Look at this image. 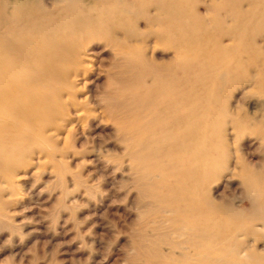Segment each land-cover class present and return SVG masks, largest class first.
<instances>
[{"label":"rangeland","instance_id":"rangeland-1","mask_svg":"<svg viewBox=\"0 0 264 264\" xmlns=\"http://www.w3.org/2000/svg\"><path fill=\"white\" fill-rule=\"evenodd\" d=\"M20 4L21 39H0V264H264V0L0 14ZM170 62L188 74L167 105Z\"/></svg>","mask_w":264,"mask_h":264},{"label":"bare ground","instance_id":"bare-ground-1","mask_svg":"<svg viewBox=\"0 0 264 264\" xmlns=\"http://www.w3.org/2000/svg\"><path fill=\"white\" fill-rule=\"evenodd\" d=\"M25 10H26L25 4H20L19 6H17L16 14L13 17H9V19L3 13V11L5 12V8H3V11L1 10V14H0V39L8 38L10 36H11V38L14 37V36H17V37H19V40L21 39V37H22V34H21L22 28L18 27V25L20 23H17V22L20 21V20H23L22 22L26 23V21L29 20V19H27V17H25V15H26V11ZM183 21H186V20H183ZM35 23H36L35 21H34V23H31L32 24L31 26L34 25V29L36 28V24ZM4 26L8 27L9 29H7L6 31H2ZM36 31L37 30H35L34 32H36ZM1 48H2V45H1ZM5 49H7L9 51L8 48H5ZM162 66H163V70L165 71L164 78H163V76H162V78L160 80L156 78L158 81L155 80L153 92L156 95H159V93L162 92L163 95H165V97L168 98V102H165V103H167V105H169V103L172 104L170 98H171L172 92H174V89H175L174 88V81H175L174 76H175V73L179 71V72H181L183 74V77L185 78L187 76V74H188V70H187L188 63L186 64V63H182V62H174V63L170 62V63H166L165 66L164 65H162ZM143 67H144L143 73L146 74V73H152L151 72L152 71L151 68L158 69V67H160V66L149 67L148 64H145ZM131 72L132 71H129L130 74H131ZM127 77L128 76L125 77V82H126V83L124 82L125 84H129L130 85L132 83H136V84H138L139 87H142V89L145 88L143 75L140 78H134L131 75L128 78ZM160 82L162 83L161 87H159V83ZM166 111L167 110L165 108H162V107L159 108V109H156L153 112L154 117L166 115V113H168ZM171 122H173V121H171Z\"/></svg>","mask_w":264,"mask_h":264}]
</instances>
